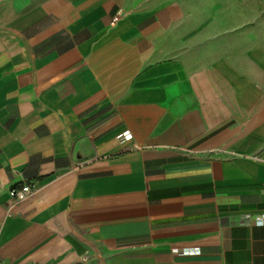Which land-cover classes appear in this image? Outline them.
<instances>
[{
	"label": "crops",
	"instance_id": "1",
	"mask_svg": "<svg viewBox=\"0 0 264 264\" xmlns=\"http://www.w3.org/2000/svg\"><path fill=\"white\" fill-rule=\"evenodd\" d=\"M188 12L0 0L2 264H264V47Z\"/></svg>",
	"mask_w": 264,
	"mask_h": 264
},
{
	"label": "rangeland",
	"instance_id": "2",
	"mask_svg": "<svg viewBox=\"0 0 264 264\" xmlns=\"http://www.w3.org/2000/svg\"><path fill=\"white\" fill-rule=\"evenodd\" d=\"M192 44L264 47V0H183Z\"/></svg>",
	"mask_w": 264,
	"mask_h": 264
},
{
	"label": "built area",
	"instance_id": "3",
	"mask_svg": "<svg viewBox=\"0 0 264 264\" xmlns=\"http://www.w3.org/2000/svg\"><path fill=\"white\" fill-rule=\"evenodd\" d=\"M10 199L14 202V204H20L31 199L34 195L33 186L26 184L21 186L18 189H12L8 192ZM0 264L1 261H0Z\"/></svg>",
	"mask_w": 264,
	"mask_h": 264
}]
</instances>
